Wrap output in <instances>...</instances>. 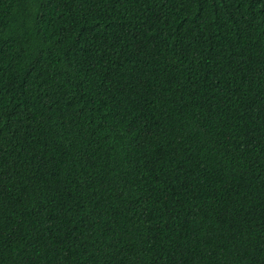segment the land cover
I'll return each mask as SVG.
<instances>
[{
	"label": "trees",
	"instance_id": "1",
	"mask_svg": "<svg viewBox=\"0 0 264 264\" xmlns=\"http://www.w3.org/2000/svg\"><path fill=\"white\" fill-rule=\"evenodd\" d=\"M0 264H264V0H0Z\"/></svg>",
	"mask_w": 264,
	"mask_h": 264
}]
</instances>
